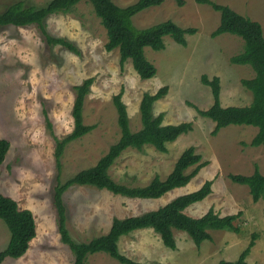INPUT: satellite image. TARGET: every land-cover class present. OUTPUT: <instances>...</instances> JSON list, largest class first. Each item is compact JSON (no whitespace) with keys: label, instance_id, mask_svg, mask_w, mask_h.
Masks as SVG:
<instances>
[{"label":"rangeland","instance_id":"rangeland-1","mask_svg":"<svg viewBox=\"0 0 264 264\" xmlns=\"http://www.w3.org/2000/svg\"><path fill=\"white\" fill-rule=\"evenodd\" d=\"M48 1L0 0V13L16 2L39 7ZM112 1L125 7L137 0ZM209 1L258 22L264 35V0ZM167 20L182 28H195L196 32L185 37L186 46L166 37L163 50L145 48V57L156 68V75L148 80L140 79L130 60L121 68L117 49L105 50L106 30L86 2L44 21L48 35L69 42L78 55L60 45H49L35 25L0 27V135L10 144L0 165V193L15 200L20 209L29 210L36 223V236L27 252L2 264H72L73 255L58 232L56 187L94 166L119 139L117 113L111 100L114 95L123 92L121 100L134 132L141 127L139 104L143 94H154L162 87H167V93L153 105V115L162 113L164 125L190 123L191 131L168 143L164 153L149 146L139 151L127 149L109 169L110 177L129 187L145 186L155 176L163 180L188 147H193L207 165L187 186L155 200L130 199L89 186L70 187L62 200L65 226L72 241L88 242L104 235L114 218L155 210L210 180L212 193L185 213L198 218L212 208L220 216L239 214L235 225L240 233L210 231L211 240L196 247L185 233L174 231L176 246L171 250L152 230L143 229L120 238L119 252L138 263L218 264L235 261L251 235L256 234L246 261L264 264V200L252 202L248 188L228 178L230 174L249 176L256 166L264 175V146H249L257 128L231 125L212 136L214 123L196 111L210 108L214 100L210 88L202 84V76L219 79L222 107L250 104L253 97L241 81L254 73L248 66L230 62L242 51L243 41L230 34L212 37L220 14L195 0H166L132 18L137 29ZM88 79L92 83L83 99L82 118L94 130L67 144L57 165L56 140L73 130L75 87ZM8 241V229L0 220V251ZM86 264L119 263L96 253L88 256Z\"/></svg>","mask_w":264,"mask_h":264},{"label":"trees","instance_id":"trees-1","mask_svg":"<svg viewBox=\"0 0 264 264\" xmlns=\"http://www.w3.org/2000/svg\"><path fill=\"white\" fill-rule=\"evenodd\" d=\"M166 0H137L135 3L120 7L112 0H49L39 7H25L16 2L0 13V27H25L35 25L45 37L49 45H60L78 55V50L69 42L53 38L46 32L44 21L51 15L67 13L80 2L88 3L95 16L106 30L107 43L105 50L119 52L121 68L127 61L142 80H148L156 75V68L144 54L145 48L161 51L165 48L164 38L168 37L181 46H186V36L194 35L195 28H182L167 20L144 29L134 27L132 18L138 13L160 6ZM199 4L209 5L220 14L218 27L212 32V37L230 34L243 41L242 51L233 56L230 62L234 65L248 66L254 73L250 79L241 81L253 99L247 106L222 107L220 104L219 79L209 80L202 76L201 82L211 90L213 104L206 110L196 109L201 117L208 118L214 123L211 132L216 136L219 131L228 126H252L257 128L256 135L249 143L250 147L264 146V35L258 22L242 16L228 6L219 5L209 0H195ZM92 79L85 80L75 87L76 97L73 100V130L62 140H56L55 159L60 163L65 146L94 130V126L85 125L82 118L83 99L89 92ZM167 87L160 88L154 94L144 93L139 104L141 127L131 131L128 113L123 103L120 91L113 96L112 102L117 113V125L120 129L119 139L112 144L107 153L92 167L79 171L77 174L58 185L55 189L54 208L57 213L58 232L60 240L67 245L73 255L72 264H86L89 255L104 253L119 264H153L138 263L125 257L119 252L118 241L132 232L150 229L159 236L162 244L168 249H175L174 231L185 233L199 247L204 241H210V231H228L240 233L235 222L239 214L220 216L210 208L201 217L193 218L185 211L192 205L204 201L212 193V181H205L197 190L179 195L167 204L151 211L125 218H114L108 232L94 237L88 242L75 243L72 241L65 226V207L62 195L72 186H89L98 190H106L113 195L130 199L155 200L165 194L187 186L207 165L201 162V156L195 153L193 147L185 149L173 169L165 179L155 176L147 185L129 187L115 182L109 175V169L115 160L127 149L142 150L149 146L158 152H166V145L175 141L179 136L191 131L190 123L164 125L162 113L153 115V105L164 98ZM48 129L51 123L46 116ZM10 144L0 135V165L4 162ZM234 184L246 186L252 202L264 200V175L258 167L249 176H228ZM262 212L264 214V204ZM0 220L4 222L9 232V241L0 251V264L6 259L21 258L28 250L30 242L36 236V223L33 214L27 209H20L12 198L0 193ZM257 239L252 234L246 248L235 261H220L218 264H249L246 259Z\"/></svg>","mask_w":264,"mask_h":264}]
</instances>
